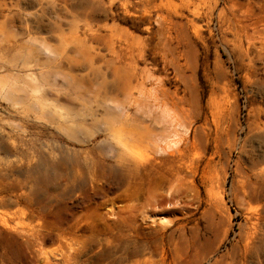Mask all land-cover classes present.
Masks as SVG:
<instances>
[{
    "label": "rangeland",
    "instance_id": "1",
    "mask_svg": "<svg viewBox=\"0 0 264 264\" xmlns=\"http://www.w3.org/2000/svg\"><path fill=\"white\" fill-rule=\"evenodd\" d=\"M0 264H264V0H0Z\"/></svg>",
    "mask_w": 264,
    "mask_h": 264
}]
</instances>
